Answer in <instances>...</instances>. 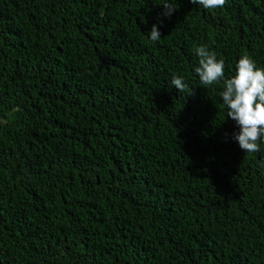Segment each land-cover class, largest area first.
Returning <instances> with one entry per match:
<instances>
[{"label": "trees", "instance_id": "obj_1", "mask_svg": "<svg viewBox=\"0 0 264 264\" xmlns=\"http://www.w3.org/2000/svg\"><path fill=\"white\" fill-rule=\"evenodd\" d=\"M162 2L0 0V264H264V142L195 73L264 69V0Z\"/></svg>", "mask_w": 264, "mask_h": 264}, {"label": "clouds", "instance_id": "obj_2", "mask_svg": "<svg viewBox=\"0 0 264 264\" xmlns=\"http://www.w3.org/2000/svg\"><path fill=\"white\" fill-rule=\"evenodd\" d=\"M192 3L202 5L205 9L222 8L226 0H191ZM165 15H171L176 10V0H163ZM150 39L156 42L161 38L159 27L154 24L149 32ZM199 57L195 73L199 77L200 85L208 88L223 80L221 92L223 104L227 106V117L235 121L240 131L234 139L246 153L260 151L264 142V69L258 68L256 62L248 55L240 57L236 64L235 74L226 80L225 64L218 59L215 52L207 46L195 48ZM171 85L179 92L188 90V86L180 76H173ZM192 91L188 90V94Z\"/></svg>", "mask_w": 264, "mask_h": 264}]
</instances>
